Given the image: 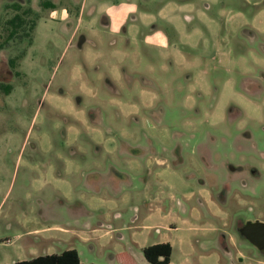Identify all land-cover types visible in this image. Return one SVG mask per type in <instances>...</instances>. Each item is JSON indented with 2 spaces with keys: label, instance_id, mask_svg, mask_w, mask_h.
Listing matches in <instances>:
<instances>
[{
  "label": "rangeland",
  "instance_id": "1",
  "mask_svg": "<svg viewBox=\"0 0 264 264\" xmlns=\"http://www.w3.org/2000/svg\"><path fill=\"white\" fill-rule=\"evenodd\" d=\"M26 2L32 42L0 50V264H147L161 242L171 264H264L238 234L264 220V0L56 1L66 22Z\"/></svg>",
  "mask_w": 264,
  "mask_h": 264
},
{
  "label": "trees",
  "instance_id": "2",
  "mask_svg": "<svg viewBox=\"0 0 264 264\" xmlns=\"http://www.w3.org/2000/svg\"><path fill=\"white\" fill-rule=\"evenodd\" d=\"M26 3L12 2L8 9H11L15 14L5 20L2 30L5 33V38L0 44V50L4 49V45L8 42L23 38L28 39L29 44L32 42L33 33L40 16L31 7H25ZM39 7L41 10L52 11L56 9L53 0H40ZM10 63L14 62L12 59ZM12 90L11 85L0 83V91L5 95H9ZM144 260L148 264H170L172 247L169 243L155 244L148 246L142 250ZM15 264H83L80 261L79 255L75 250H65L60 254H52L39 256L30 260L17 262Z\"/></svg>",
  "mask_w": 264,
  "mask_h": 264
},
{
  "label": "crops",
  "instance_id": "3",
  "mask_svg": "<svg viewBox=\"0 0 264 264\" xmlns=\"http://www.w3.org/2000/svg\"><path fill=\"white\" fill-rule=\"evenodd\" d=\"M35 1H38V0H35ZM56 1H61V0H53V3L56 5V9L55 10H52L51 12L54 14V13H57V15H58V17H59V19H60V21H65L66 22V20H67V18H68V14H66V8H64V7H62V8H57V3H56ZM71 1H74V2H79V4H81L82 6H80L81 8H80V13L78 14V17H80V16H82L83 15V10H84V0H71ZM147 1H150V0H147ZM155 1V0H154ZM10 2H19V3H27L26 2V0H10ZM176 5V7H172V8H170V5H166V6H164L163 8H161V9H159V11H158V18L159 17H161V20H166L167 21V19L169 20V22H168V25L169 26H171V25H173L175 28H174V30H176V29H178V26L174 23V20H177V19H175V17H176V15H175V12H176V9H177V7H178V5L177 4H175ZM187 5V4H186ZM51 16V15H50ZM150 16V15H149ZM152 17H155L154 15H151V18ZM180 21V20H179ZM112 175L113 176H117V177H119V178H121V179H126V177L124 176V175H120L119 173H117L116 171H114V170H112ZM112 176V178L113 179H111V177H110V179L111 180H113L112 182L113 183H116L115 182V180L116 179H114V177ZM91 179V180H90ZM94 179V181L92 182V180ZM100 181V176L99 175H95V176H89V184L90 185H94V183L96 184V186L95 187H98L97 186V183ZM161 243H167V242H161ZM161 243H157V244H161ZM170 244V243H169ZM153 245H155V244H153ZM171 245V244H170ZM152 246V245H151ZM148 247V246H147ZM171 247H172V245H171ZM144 248H146V247H143L142 248V250L144 249ZM226 253H227V249H223ZM172 252H173V247H172ZM60 254V253H59ZM52 255V254H51ZM143 255V254H142ZM172 255V254H171ZM42 256H45V255H42ZM37 257H39V256H37ZM34 258H36V257H34ZM33 259V258H32ZM143 259H144V257H143ZM24 261H26V260H24ZM21 262V261H20ZM146 262V261H145ZM17 263V262H16ZM147 263V262H146ZM15 264V263H14ZM148 264V263H147ZM170 264H171V258H170Z\"/></svg>",
  "mask_w": 264,
  "mask_h": 264
},
{
  "label": "water",
  "instance_id": "4",
  "mask_svg": "<svg viewBox=\"0 0 264 264\" xmlns=\"http://www.w3.org/2000/svg\"><path fill=\"white\" fill-rule=\"evenodd\" d=\"M239 234L259 251H264V223L245 222L239 229Z\"/></svg>",
  "mask_w": 264,
  "mask_h": 264
},
{
  "label": "flooded vegetation",
  "instance_id": "5",
  "mask_svg": "<svg viewBox=\"0 0 264 264\" xmlns=\"http://www.w3.org/2000/svg\"><path fill=\"white\" fill-rule=\"evenodd\" d=\"M205 5H206V4H205ZM170 27H171L172 30H174V28H175L173 25H171ZM221 196H222V195H221ZM254 222H255V221H254ZM259 222H263V223H264V220H259ZM238 234H239V229H238ZM239 235H240V234H239ZM240 236H241V235H240ZM241 237H242V236H241ZM253 247H254V246H253ZM254 248H255V247H254ZM255 249H256V248H255ZM256 250H257V249H256ZM257 252L260 253V254H262V255L264 256V251H259V250H257Z\"/></svg>",
  "mask_w": 264,
  "mask_h": 264
}]
</instances>
